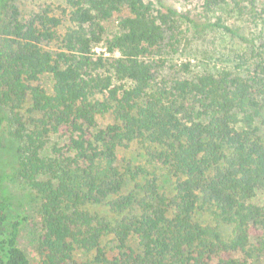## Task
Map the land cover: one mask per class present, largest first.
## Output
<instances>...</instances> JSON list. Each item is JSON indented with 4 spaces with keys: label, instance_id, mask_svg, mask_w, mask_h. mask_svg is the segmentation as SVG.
I'll return each mask as SVG.
<instances>
[{
    "label": "trees",
    "instance_id": "1",
    "mask_svg": "<svg viewBox=\"0 0 264 264\" xmlns=\"http://www.w3.org/2000/svg\"><path fill=\"white\" fill-rule=\"evenodd\" d=\"M201 1L261 25L246 74L190 75L181 63L182 75L158 80L149 58L173 17L188 18L150 1L66 0L63 20L0 0V151L6 111L22 143L19 175L40 199L34 264H264V0ZM51 135L63 144L43 155ZM137 141L174 179L171 195L142 168L121 171L117 149ZM7 209L0 200V264H32L20 222L3 229Z\"/></svg>",
    "mask_w": 264,
    "mask_h": 264
},
{
    "label": "rangeland",
    "instance_id": "2",
    "mask_svg": "<svg viewBox=\"0 0 264 264\" xmlns=\"http://www.w3.org/2000/svg\"><path fill=\"white\" fill-rule=\"evenodd\" d=\"M150 1L156 8H170L179 13H184L188 19L173 17V30L168 32L166 40L160 50L154 51L149 60L155 63L158 71V80L176 77L183 74L181 63L189 64V74H196L205 70L215 71L226 68L233 72L246 74L251 68V43L256 42L261 25L254 23L247 12L238 13L230 5L207 10L201 0H145ZM22 15L41 11L48 7L51 15L66 19L65 13L69 10L66 0H13ZM257 6H260L258 3ZM164 8V9H163ZM113 18L105 23L107 34L116 30L117 22ZM215 24L227 27L232 33L220 29ZM50 47H54L51 44ZM99 51V49H96ZM38 85L48 94L52 92V80L48 75L40 78ZM30 103H26L25 108ZM9 112L5 111L7 119L2 131V146L0 151V200L7 203V220L3 227L8 233L12 224L20 222L18 226V242L32 264L35 263L36 240L38 230L37 207L39 196L30 189L18 172V147L22 145L14 135L16 126L13 125ZM24 119L26 114L20 112ZM101 125L112 122L110 116L98 118ZM63 139L51 135L43 150V155H51L53 145L61 146ZM143 142H132L125 148L116 151L117 164L121 171L124 168H142L147 174L158 179L161 190L171 195L173 193L174 179L167 170L159 165L147 163ZM142 182V176L138 178ZM132 184L127 185L125 192ZM264 195L258 194L259 203ZM104 214L106 209L98 207L91 209ZM195 217L203 225L213 226L212 217L207 212H197ZM223 232L227 230L224 228ZM85 257L78 253L77 260Z\"/></svg>",
    "mask_w": 264,
    "mask_h": 264
}]
</instances>
